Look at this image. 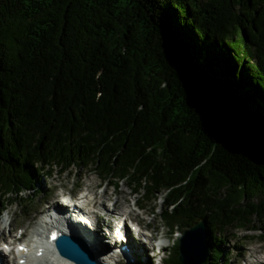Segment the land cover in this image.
<instances>
[{
	"label": "trees",
	"instance_id": "obj_1",
	"mask_svg": "<svg viewBox=\"0 0 264 264\" xmlns=\"http://www.w3.org/2000/svg\"><path fill=\"white\" fill-rule=\"evenodd\" d=\"M173 42L243 149L198 112ZM88 164L162 193L174 225L264 222V0H0V186Z\"/></svg>",
	"mask_w": 264,
	"mask_h": 264
},
{
	"label": "rangeland",
	"instance_id": "obj_2",
	"mask_svg": "<svg viewBox=\"0 0 264 264\" xmlns=\"http://www.w3.org/2000/svg\"><path fill=\"white\" fill-rule=\"evenodd\" d=\"M108 178L109 176L104 177L98 171L92 170V167H81L77 170L75 168H70L65 171H61L60 167H55L50 174L49 179L46 177L45 179L42 178L40 183L37 184V189H33L27 197L21 198L20 196H11V202L6 203L7 208L0 215V229L6 232L7 222H9L11 226L16 227L14 235L18 234L25 225L30 228L32 220L34 221L36 219V217L32 218V215L36 210L41 209L42 212H46L47 206L44 205L43 202H45L47 198H53L52 200H56L58 199L57 195L63 191H66L67 193L77 192L78 194L88 192V194L91 195V192L86 185L94 181L100 182L98 188L99 195L96 196L95 202L98 200H105L108 207L110 205L108 198L104 195L101 196V191L108 181H110ZM48 180L51 181L53 188H51ZM113 187V184L109 185L110 190H112ZM118 188L123 189L127 194L129 202L128 204L123 203V206L126 209L131 208L141 212L146 220L153 219L158 223L159 228L157 229V232L159 237L163 233L165 236V231L170 232V234L167 235L169 236L170 241H172L170 245L176 240V236L182 234V226L172 229L160 215L161 209L165 205L162 195L159 199L150 202L144 208H141L135 204V201L141 197L139 192L133 193L131 186L126 181H122ZM112 196L113 198L116 197V193L112 194ZM2 199L4 200L6 198ZM89 206H92V204L90 203ZM146 208H150V211L147 213L144 212V209ZM110 210L112 209L110 208ZM39 212L37 211L36 216L39 215ZM212 228V233L216 237V240H213L214 244L221 245L227 251H230L232 264H264V223L258 216H254L253 222L248 226L243 225L242 227H239L230 225L224 228L214 225ZM161 238L163 239V235ZM163 242L166 244V238L163 239ZM255 244L259 245L258 249ZM170 250L171 247L166 248V255ZM255 250H258V252H255ZM146 256L147 258L145 257L141 264L158 263L159 257L152 258L149 250L148 253H146ZM125 262L126 258L124 259V264H126ZM201 264L211 263H209L208 260H205Z\"/></svg>",
	"mask_w": 264,
	"mask_h": 264
},
{
	"label": "water",
	"instance_id": "obj_3",
	"mask_svg": "<svg viewBox=\"0 0 264 264\" xmlns=\"http://www.w3.org/2000/svg\"><path fill=\"white\" fill-rule=\"evenodd\" d=\"M173 42L169 50L175 59H179L181 69L184 71L185 87L190 92L196 108L211 128L213 134L224 145L223 149L236 152L242 148L239 138L241 129L237 123L231 120V113L220 104L218 92L214 91L210 82L203 78L193 68V58L177 49ZM177 51L179 55H177ZM213 92V94H212ZM230 114V115H229ZM243 149V148H242ZM57 247L60 253L79 264H97L93 259V253L79 237L73 235H61L57 238ZM208 254V239L206 233V221L201 219L187 230L181 239L182 264H200Z\"/></svg>",
	"mask_w": 264,
	"mask_h": 264
},
{
	"label": "bare ground",
	"instance_id": "obj_4",
	"mask_svg": "<svg viewBox=\"0 0 264 264\" xmlns=\"http://www.w3.org/2000/svg\"><path fill=\"white\" fill-rule=\"evenodd\" d=\"M87 188L89 189V191L91 193H94L95 195H99V186H100V182L99 181H94L91 182L89 184L86 185ZM116 193V197L113 198L112 194ZM104 195L106 198H110L114 201L115 204V208L113 210H110L109 207L107 209L109 214H127L130 213L132 214V216H134V218L140 222L141 224H143L148 230H149V237L152 238L153 236H158V232L157 229L159 228L158 223L155 222L153 219H148L146 220V218L143 216V214L141 212H138L134 209H126L123 206L124 204H128L129 200L127 197L126 192H124L123 189L117 188V187H113L112 190L109 189V184L105 185V187L103 188V190L101 191V196ZM97 203H102L99 202V200L97 201ZM46 208V207H45ZM63 206L59 205V204H55L52 203L51 205H49V209L46 210L45 212V216L44 218L42 216H40V220H37V217L40 215V213L42 212L41 209L36 210V212L32 215V218L36 217V219L33 221L32 220V233L34 232L35 229H39V227L41 226H45L47 228L49 227H56L59 226V221L63 220L62 222H60L61 224H64V220H69V219H74L75 215L73 214L75 210L73 209H67L64 210ZM37 211L39 212V215L36 216ZM150 211V208H146L144 209V212L147 213ZM30 219V218H29ZM31 220V219H30ZM12 221V220H11ZM40 221H43V223L41 224ZM89 222V221H87ZM27 225H25L21 231H23V234L26 233V242L24 244H22V248H21V252L25 255V258H21V263L19 264H56L58 262H62V261H66L64 258L63 260H58V258H56V255L53 251H50V249L48 248V245L51 244L53 245V241H46L42 235L39 234H32V236L30 237L29 235L31 234L30 228L26 227ZM73 227H71V229L77 233H79L84 239L88 240L90 242L91 245H93L94 247H98L97 251H101V252H106L109 253L111 250H108L110 248V245L107 244V242L105 241L106 238H104L102 235H99L100 233L97 232V228H95L94 230L89 229V231H85V229L83 227H81L80 223L79 224H72ZM106 230V229H105ZM104 230V231H105ZM62 232V230H58L57 231H52L50 233V235L52 236V238L58 234ZM103 232V231H102ZM166 235H169L170 232L169 231H165ZM149 237L147 234L144 235V238L149 242ZM53 238V239H54ZM147 244H141L140 241H136V239L132 238L130 240V242L128 243V246H122V251L124 252L125 257L128 259V264H136L138 261V263H141L144 258L146 256V252H145V248H146ZM257 249H258V244H255ZM15 248V246H14ZM255 252H258V250H255ZM4 253V251L2 252ZM0 252V264H16V260H8L4 255ZM106 258V257H104ZM99 262L101 264H103V258L99 257L98 258ZM109 260V261H108ZM108 262H110V259H107L105 261V263L108 264ZM75 264V263H74ZM111 264V263H109Z\"/></svg>",
	"mask_w": 264,
	"mask_h": 264
}]
</instances>
